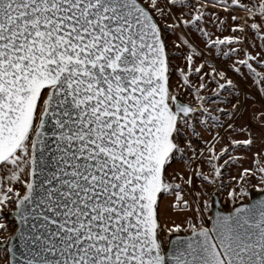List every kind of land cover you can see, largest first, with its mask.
Listing matches in <instances>:
<instances>
[{
    "label": "snow or ice",
    "instance_id": "1",
    "mask_svg": "<svg viewBox=\"0 0 264 264\" xmlns=\"http://www.w3.org/2000/svg\"><path fill=\"white\" fill-rule=\"evenodd\" d=\"M0 264H264V0H0Z\"/></svg>",
    "mask_w": 264,
    "mask_h": 264
},
{
    "label": "rangeland",
    "instance_id": "2",
    "mask_svg": "<svg viewBox=\"0 0 264 264\" xmlns=\"http://www.w3.org/2000/svg\"><path fill=\"white\" fill-rule=\"evenodd\" d=\"M226 207H230V205H226ZM161 211H162V213L164 214V217H173V218H175V219H177V220L180 219V217H174V216H173V213H172L171 211H167V212H165L163 205H162Z\"/></svg>",
    "mask_w": 264,
    "mask_h": 264
},
{
    "label": "water",
    "instance_id": "3",
    "mask_svg": "<svg viewBox=\"0 0 264 264\" xmlns=\"http://www.w3.org/2000/svg\"><path fill=\"white\" fill-rule=\"evenodd\" d=\"M253 198H258V197H255V196H254Z\"/></svg>",
    "mask_w": 264,
    "mask_h": 264
}]
</instances>
